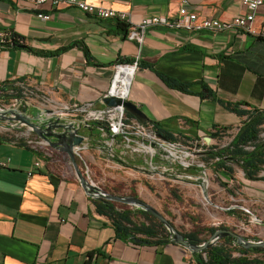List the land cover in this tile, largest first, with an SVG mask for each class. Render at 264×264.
Masks as SVG:
<instances>
[{
    "label": "crops",
    "instance_id": "1",
    "mask_svg": "<svg viewBox=\"0 0 264 264\" xmlns=\"http://www.w3.org/2000/svg\"><path fill=\"white\" fill-rule=\"evenodd\" d=\"M82 1L125 13L128 20H97L75 8L53 10L45 4L39 11L50 15L45 21L23 0H0V32L25 44L0 49V87L24 80V87L35 93L29 101L58 116L65 107L82 105L104 113L103 99L116 67L135 65L122 72L131 74L126 100L183 143L210 137L214 127H232L228 133L233 134L240 126L242 119L218 101L264 112L263 39L234 31L188 33L163 27L147 29L141 44L127 39L130 26L154 16L176 19L183 5L200 17L230 21L246 13L241 0ZM262 11L256 27L263 24ZM161 76L186 91L170 88ZM60 117L86 119L69 113ZM95 135L81 148V162L116 164L128 157L136 169L146 166L144 154L125 148L120 138L109 150L111 139L99 129ZM0 137V264H197L174 244L148 247L118 239L111 221L96 212L68 172L65 154L53 150V158L40 160L35 168L37 153ZM211 174L227 187L235 185L234 196L228 197L239 204L232 209L243 212H237L241 221L261 228L264 181L246 179L238 167L233 180Z\"/></svg>",
    "mask_w": 264,
    "mask_h": 264
},
{
    "label": "trees",
    "instance_id": "2",
    "mask_svg": "<svg viewBox=\"0 0 264 264\" xmlns=\"http://www.w3.org/2000/svg\"><path fill=\"white\" fill-rule=\"evenodd\" d=\"M4 33L6 36L3 39L0 38V49L25 47L22 38L6 32ZM161 79L170 88L186 91L184 85L172 79L163 76H161ZM18 83L21 85L12 83L7 87H0V101L2 103L9 105L12 101L26 99L24 92L27 88L24 87V80H20ZM218 102L226 110L241 118L242 121L233 134L228 133L233 130L232 127H214V131L210 134L211 140L220 142L226 137H233L225 147L209 146L203 153V162L207 164L206 167L214 175L224 173L233 180L234 167H238L246 179L264 181V176H261L264 173V137H262L264 131V112L253 109L243 110L239 108L240 105ZM126 115L129 118H133L128 113ZM146 123H151L155 133L160 137L169 141H176L178 139V137H174L173 133L164 130L158 123L150 121H146ZM94 125L99 129H107L106 124L100 121ZM106 137L109 138L108 134ZM4 138L8 139V137ZM1 139L3 137H0ZM121 163L126 166H132L127 160H121ZM203 171L204 169L199 167H179L176 169V172L188 173L194 176H200ZM222 186L227 187L226 185ZM227 192L234 196V193L231 191L228 190ZM93 204L99 215L111 221L115 236L118 239L128 241L137 246L161 247L171 244L167 230L152 215L140 210L127 209L122 206L118 207L115 203L111 202L93 200ZM227 215L236 217L238 220L242 219L241 216L237 215V211L233 209L228 210ZM203 230L191 233L179 232L188 238L191 244L199 245L204 242V239L200 237L203 234ZM216 230L217 228L206 229L210 235L214 234ZM234 253H237L239 256H234ZM253 255L255 257H251ZM197 264H264V248H257L253 252H248L244 248L234 245L231 239L226 238L216 246L209 247L204 252L198 254Z\"/></svg>",
    "mask_w": 264,
    "mask_h": 264
},
{
    "label": "built area",
    "instance_id": "3",
    "mask_svg": "<svg viewBox=\"0 0 264 264\" xmlns=\"http://www.w3.org/2000/svg\"><path fill=\"white\" fill-rule=\"evenodd\" d=\"M30 4L37 11L36 16L42 20H49L50 15L40 13V7L49 4L51 9L59 10L62 8H75L82 13L97 19L108 20L113 19L121 22H127L128 17L125 13L105 9L102 6L92 5L82 0H23ZM242 6L246 9L244 15L233 17L230 21H220L213 18L200 17L196 12L188 11L183 5L178 12L176 19H168L166 17H149L143 19L138 25L129 27L127 39L137 44L143 43L144 35L147 29L153 27H163L173 31H185L188 33L208 32L222 33L226 31H234L251 35L255 38L264 40V0H241ZM262 11L263 24L260 27L255 26V18L257 13ZM6 34L0 32V38H5ZM134 66H117L115 76L111 82V86L104 98L117 97L122 100L126 99L128 89L121 81V74L125 69L134 68ZM35 93L29 89H25L24 95L26 99H31ZM90 105L65 107L59 111V115L66 113L73 115H81L86 117L90 122L100 121L106 124V130L100 128V132L106 136L111 135L123 136L118 137L122 141V145L130 149H136L144 154L146 168L149 171L159 170V173L174 174L177 167L190 168L195 155L202 154L207 148L201 146L196 141H169L154 131L151 123L141 124L134 118H129L122 107L115 109H107L104 113H95L89 111ZM53 112V111H52ZM53 114H55L53 112ZM58 115V114H55ZM264 137V135H262ZM27 148L33 150L39 156V160L34 164L35 168L40 167V160H47L53 157V150L46 142L38 138L30 130L20 135L19 141ZM109 150H113L115 143L107 142ZM155 146L156 149H152ZM250 149V148H249ZM81 150V149H80ZM80 150L77 152L79 156ZM205 173H203L204 175ZM32 172L29 173V176Z\"/></svg>",
    "mask_w": 264,
    "mask_h": 264
},
{
    "label": "rangeland",
    "instance_id": "4",
    "mask_svg": "<svg viewBox=\"0 0 264 264\" xmlns=\"http://www.w3.org/2000/svg\"><path fill=\"white\" fill-rule=\"evenodd\" d=\"M0 106L10 107L11 104L5 105L0 101ZM2 124L6 125L7 123L2 122ZM26 133L27 128L22 126L16 129L0 126V136H6L15 142L19 141L20 135ZM262 135H264V131ZM229 141L230 137L220 142L216 141L215 145L225 147ZM203 153L194 156L190 167L203 168L204 171L200 176L179 173L176 172V169L174 174L164 173L162 175L163 173H159V170H157L158 173L149 171L143 165H139V169H136L133 165L122 164L121 161H119L121 164H115L112 160L110 163L101 162L98 159H87L84 162L76 159V161L82 173L94 185L119 196L135 197L144 201L160 212L178 232L191 233L204 229L200 237L206 241L212 236L206 229H228L248 239L264 240V231L262 232L257 225L227 215L228 210L239 204L228 197L227 191L234 193L235 185L223 187L222 185L225 184L213 177L206 167L207 164L203 162ZM121 160H127L133 164L128 157L121 158ZM64 163L66 166L67 162L64 161ZM68 165V172L74 176L72 167L70 164ZM203 173L205 174L203 175ZM219 188H224L223 192L219 193L217 190ZM115 204L118 207L134 209L119 203ZM236 211L243 213L238 209ZM223 240L221 239L217 243H221ZM234 256L239 255L234 253ZM251 257H255V255Z\"/></svg>",
    "mask_w": 264,
    "mask_h": 264
},
{
    "label": "water",
    "instance_id": "5",
    "mask_svg": "<svg viewBox=\"0 0 264 264\" xmlns=\"http://www.w3.org/2000/svg\"><path fill=\"white\" fill-rule=\"evenodd\" d=\"M103 103L107 109L122 107L126 113L130 114L141 124H145L147 121L142 111L126 99L108 97L103 99ZM2 122H6L7 124L3 125ZM94 124H98V121L91 123L87 119L60 117L53 114L51 110L32 103L29 99L15 101L10 107L3 108L0 106L1 127L7 129H16L19 126L25 127L46 142L52 150L67 156L74 175L88 198L101 202L119 203L152 215L167 230L170 243L187 250L196 259L198 254L204 252L209 247L216 246L219 240L226 238L231 239L234 245L240 246L248 252H253L257 248H264V240L248 239L228 229H217L208 240L199 245H193L188 238L178 232L160 212L149 204L135 197L119 196L94 185L82 173L76 161L77 152L96 136V130L99 128ZM118 137L122 138L123 136L111 135L109 139L115 141ZM198 144L208 148L211 145V138H203L198 141ZM152 149H156V147L152 146ZM155 171L158 173L157 170ZM260 229L263 232L264 225Z\"/></svg>",
    "mask_w": 264,
    "mask_h": 264
},
{
    "label": "bare ground",
    "instance_id": "6",
    "mask_svg": "<svg viewBox=\"0 0 264 264\" xmlns=\"http://www.w3.org/2000/svg\"><path fill=\"white\" fill-rule=\"evenodd\" d=\"M130 79H131V74H125V73L121 74V81L123 82V85L125 86V91L128 89Z\"/></svg>",
    "mask_w": 264,
    "mask_h": 264
}]
</instances>
